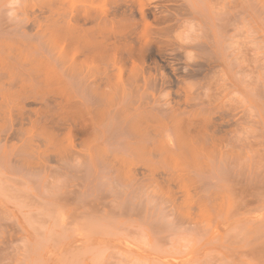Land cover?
<instances>
[{
    "label": "rangeland",
    "instance_id": "rangeland-1",
    "mask_svg": "<svg viewBox=\"0 0 264 264\" xmlns=\"http://www.w3.org/2000/svg\"><path fill=\"white\" fill-rule=\"evenodd\" d=\"M188 1L176 33L207 45L186 84L210 123L197 137L185 111L179 124V89L182 107L152 116L135 153L109 148L106 168L104 141L58 116L64 0H0V134L14 131L17 157L0 159V264H264V0ZM30 72L54 104L26 105Z\"/></svg>",
    "mask_w": 264,
    "mask_h": 264
},
{
    "label": "bare ground",
    "instance_id": "bare-ground-1",
    "mask_svg": "<svg viewBox=\"0 0 264 264\" xmlns=\"http://www.w3.org/2000/svg\"><path fill=\"white\" fill-rule=\"evenodd\" d=\"M64 3L66 7L61 22L63 40L59 75L63 76V78L60 76L64 84H61L62 92H68L69 95L62 98L65 100L59 104L58 116L62 121L67 122L66 125L69 123L68 126H74L73 130L77 136L79 134V137H92V141H98V138L99 141L100 139L104 141L101 142L105 145L102 143L97 145L102 157L106 156L107 161L105 159L101 161L99 150V155L95 152L97 151L95 147L98 148V146H95V143L92 146L93 154H97L95 162L99 159V162L106 164H96L97 167L104 165L103 167L109 168L107 165L109 158L114 156H112V149L114 152L117 148L127 150L126 153L128 151L135 153L136 150H140L142 145L137 144L141 143L140 137L144 139L143 132L145 129L148 131L145 126L153 120L151 117L158 113L163 116L166 113L164 116L168 114L166 117L168 119L171 113L178 110L179 105L182 107L179 103L182 102L183 97L181 98L179 89L188 96L186 99L184 95L185 102L187 101L184 110L181 109L178 112V114L181 112L183 116L187 113L185 128L188 129L186 130L193 132V135L190 134L193 137H197L208 126L209 107L197 96V92L191 90L192 85L190 89V83L186 84L187 79L198 76L204 67L211 65L206 57V47L204 49L207 45L204 43L203 46L199 41L191 44L184 43L179 39L181 36L179 37L176 33L177 27L180 26L178 25L179 16L184 13L189 1L187 3V0H64ZM110 53L113 60L110 59ZM114 57L121 59L118 60L119 63ZM151 64L157 68V75L154 77L149 73ZM31 74L30 100L27 98L26 105L37 104L39 99H42L45 105L54 104L56 99L48 93V86L39 82V79L37 83H33L38 76L37 74L35 76V73L32 76ZM39 83H42L41 86ZM42 85L46 88L41 89ZM150 89L154 92H147ZM146 93L148 95H145ZM64 95L65 93L62 96ZM177 97L181 99L177 100ZM178 114L173 116L179 117L180 114ZM162 116L155 117L161 119ZM52 117L55 116L52 115ZM147 117H150L149 121L143 123L148 120ZM178 117L179 121H177L182 125L180 121L182 115ZM164 119L162 117V120ZM157 120L154 121L157 122ZM154 121L150 123L151 126L155 123ZM162 128L167 130L166 126ZM5 129L8 133H3L8 136L0 134V149L3 150V154L0 153L2 154L0 159L3 164L8 163L14 166V161H17L14 155L16 150L11 142L14 131H7V127ZM188 134L187 136L190 137ZM115 142L114 146L111 145ZM86 152L80 153V157L84 159L83 153L88 157ZM109 152L111 155L108 154ZM91 153L89 160L94 163L95 158ZM107 155L110 157L107 158ZM3 158L6 160L3 161ZM81 161L86 162L83 163L84 165L88 163V159H81ZM64 162L65 167L66 160ZM216 162L214 160L211 163L204 162L206 166L201 164L205 166L203 169L200 164L198 166L200 169L196 168L197 166L192 168L195 171L207 173L215 169ZM69 163L67 166H71ZM93 163L92 167L95 166ZM132 163L130 167H136L135 163ZM13 166L10 167L14 168Z\"/></svg>",
    "mask_w": 264,
    "mask_h": 264
}]
</instances>
